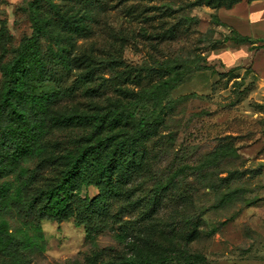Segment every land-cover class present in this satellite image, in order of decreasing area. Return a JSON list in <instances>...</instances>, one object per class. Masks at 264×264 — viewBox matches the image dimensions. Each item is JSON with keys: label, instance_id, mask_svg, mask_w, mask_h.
Segmentation results:
<instances>
[{"label": "trees", "instance_id": "trees-1", "mask_svg": "<svg viewBox=\"0 0 264 264\" xmlns=\"http://www.w3.org/2000/svg\"><path fill=\"white\" fill-rule=\"evenodd\" d=\"M243 1L258 0H189L185 7L215 10L212 25L229 28L241 45L256 46L217 14ZM104 4L28 1L23 11L31 33L18 45L8 21L0 19V264H30L29 252L43 248L42 223L71 220L88 241L113 230L128 249L118 259L96 251L84 264H210L188 250L200 236L198 217L186 213L180 220L175 207L162 214L165 200H176L185 169L156 179L148 150L164 138L173 93L209 69L206 59L149 55L133 66L119 55L95 54L83 42L93 34ZM150 9L160 14L162 25L176 12L166 2ZM178 22L185 26L197 19L181 15ZM175 27L163 25L161 35H152L151 49L174 39ZM110 90L114 98L107 95ZM81 100L88 103L84 109ZM167 139L173 144L171 136ZM225 159L226 147L220 146L187 170L217 193L234 178L221 169ZM90 187L98 191L94 198L85 192ZM185 229V238L174 237ZM158 233L164 241H157Z\"/></svg>", "mask_w": 264, "mask_h": 264}, {"label": "rangeland", "instance_id": "rangeland-1", "mask_svg": "<svg viewBox=\"0 0 264 264\" xmlns=\"http://www.w3.org/2000/svg\"><path fill=\"white\" fill-rule=\"evenodd\" d=\"M28 1L31 0H0V19L8 21L14 45L31 33L23 11ZM188 1L105 0L93 34L83 43L95 54L119 55L133 66H141L149 55L159 59L205 57L209 69L196 73L173 93L175 104L162 130L164 138L148 147L156 179L164 180L172 172L185 169L176 200H165L162 214L169 215L175 207L180 211L176 214L180 220L186 213L198 217L195 222L200 236L188 250L210 264H264V85L256 72V57L264 50L256 48L260 47L257 41L256 46L239 44L229 28L210 23L215 10L188 9ZM164 2L176 11L163 23L165 27L176 26V37L160 40L157 50H152L154 42L150 37L161 35L163 25L160 14L150 8ZM248 10L256 11V2ZM246 11L245 7L239 14ZM219 12V18L224 19L226 14ZM181 15L196 18L197 22L182 26L178 22ZM120 36L126 39L124 43ZM226 37L233 40L225 41ZM214 44L219 46L217 50L210 48ZM109 76L108 71L104 72L105 78ZM107 92L114 98L112 90ZM81 102L79 108L84 109L88 103ZM170 136L173 144L167 139ZM220 146L226 147L221 169L233 172L234 178L229 187L215 193L187 167L197 168ZM85 192L90 198L98 195L93 187ZM12 225L18 226L15 222ZM42 230L43 248L29 252L30 264H84L96 251L115 259L128 252L113 230L94 242L88 241L84 229L76 227L72 220L43 222ZM186 232L187 229L174 237L185 238ZM159 240L164 241L158 233ZM149 247L139 245L141 249Z\"/></svg>", "mask_w": 264, "mask_h": 264}, {"label": "crops", "instance_id": "crops-1", "mask_svg": "<svg viewBox=\"0 0 264 264\" xmlns=\"http://www.w3.org/2000/svg\"><path fill=\"white\" fill-rule=\"evenodd\" d=\"M253 3L255 2L247 3L246 1H243L242 3L236 5L233 9L220 10L219 13L221 14V12H224V14H226V19L221 17L223 23L225 22L229 24L241 35L256 40L261 47L264 46V0L256 1V11L248 10ZM257 6L259 7L257 8ZM245 7L247 8V11L243 15H240L239 10L245 9ZM256 72L260 76V80L262 81L261 84L264 85L263 53H260L256 57Z\"/></svg>", "mask_w": 264, "mask_h": 264}]
</instances>
